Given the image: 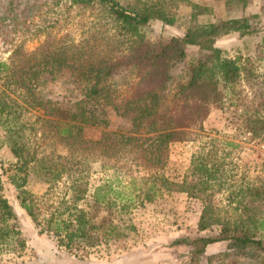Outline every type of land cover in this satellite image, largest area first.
Here are the masks:
<instances>
[{"label":"trees","instance_id":"trees-1","mask_svg":"<svg viewBox=\"0 0 264 264\" xmlns=\"http://www.w3.org/2000/svg\"><path fill=\"white\" fill-rule=\"evenodd\" d=\"M182 1L187 0H56L80 13L86 30L60 36L45 31L46 39L35 50L20 46L10 63L0 61L4 87L0 86V125L7 133L26 134L12 145L16 162L0 173V243L15 239L26 247L15 222L18 214L3 193L6 181L39 234L47 233L69 251L98 248L127 236L135 225L122 214L177 190L200 198L204 205L197 233L174 241L189 248L187 264H264V182L238 191L239 212L232 219L212 199L222 167L212 158L207 141L193 155L181 181L164 172L171 145L186 140L190 129H203L210 114L223 109V88L233 85L244 69L248 79L258 76L255 68L243 69L238 58L224 56L217 45L220 37L232 32L257 33L252 24L255 14L193 24L182 35L151 41L147 28L174 24L168 5ZM250 1L226 4L247 6ZM176 65L185 67L186 75L173 73ZM44 70L69 73L83 82L87 98L103 113L112 108L126 118L128 128L86 138L85 125H99L101 115L84 101L65 105L43 98L36 87ZM119 86L126 94L119 93ZM7 87L20 90L22 103L13 98L16 105L9 104ZM260 105L264 106V97ZM33 110L48 118L39 127L43 120L40 116L33 120ZM57 144L67 152H58ZM97 171L105 175L92 181ZM32 173L50 188L64 182L63 199L35 195L28 188ZM218 241H228L226 250L207 255L208 247Z\"/></svg>","mask_w":264,"mask_h":264},{"label":"rangeland","instance_id":"rangeland-1","mask_svg":"<svg viewBox=\"0 0 264 264\" xmlns=\"http://www.w3.org/2000/svg\"><path fill=\"white\" fill-rule=\"evenodd\" d=\"M64 3L57 4L56 0H0V61L10 63L13 52L20 46L26 51L35 50L46 39L45 31L58 36L70 31H73V35H79L85 31L87 24H84L82 15L68 11ZM168 8L176 18L175 23L147 28L151 41L182 35L197 23L208 24L227 18L257 15L252 18L257 33L242 36L239 32H232L220 37L217 45L224 56L238 58L243 69L246 66L255 68L258 76L248 79L244 69L233 85L223 88V109H215L205 121L203 129L192 128L186 140L171 145L170 159L164 170L171 179L181 181L191 165L193 155L207 141L206 146L211 150L212 158L222 167L221 182L215 185L212 199L224 215L233 219L239 212L237 203L242 197L238 191H246L264 182V124L261 122L264 120V106L260 105L264 97L261 75L264 73V0H251L247 6L239 2L227 5L226 0H187L171 3ZM206 58L210 62L211 55L207 54ZM172 71L176 75H186L182 65L174 66ZM1 83L2 80L0 86L3 87ZM38 84L36 89L45 99H58L65 105L84 101L90 110L95 109L101 115L99 125H85L86 138L98 139L104 131L125 130L129 126V121L112 108H107L103 113L102 107H97L84 94L85 84L69 73L55 75L44 70ZM5 89L12 98H8L10 105L22 103L18 94L20 90L13 92L9 87ZM118 89L119 93L126 94L123 86ZM31 114L33 120L37 116L43 120L37 123V127L48 119L43 111L33 110ZM41 134L40 130L37 139ZM25 138L26 134L7 133L0 125V173L10 169L12 163L16 162L12 145ZM46 143H49V139ZM55 149L60 153L67 152V148L59 144ZM103 175V171L94 172L91 180ZM3 177L6 180L5 174ZM28 188L37 196L47 193L49 197L61 200L65 196L66 184L60 182L50 188L45 180L32 173ZM3 193L18 214L15 222L26 240V247L22 249L15 239L0 243V264H187L190 261L189 248L174 241L180 236L197 233L204 207L200 198L176 190L157 198L154 203L138 206L122 214L124 220L135 225V230L127 236L98 248L82 247L69 251L60 247L47 233L39 234L36 224L20 206L15 188L7 181ZM40 214L42 217L47 215L46 212ZM227 245L228 241L213 243L208 247L207 255L224 251Z\"/></svg>","mask_w":264,"mask_h":264}]
</instances>
